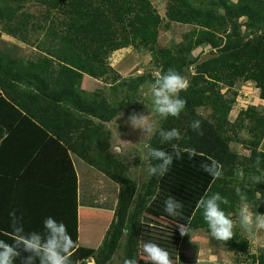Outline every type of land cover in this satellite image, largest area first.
I'll list each match as a JSON object with an SVG mask.
<instances>
[{
  "label": "trees",
  "instance_id": "1",
  "mask_svg": "<svg viewBox=\"0 0 264 264\" xmlns=\"http://www.w3.org/2000/svg\"><path fill=\"white\" fill-rule=\"evenodd\" d=\"M189 1L168 0L161 18L149 0H0V34L26 44L31 43L32 32L40 35L35 44L37 60L0 55V175L15 180L13 187L0 184V192H5L0 195V239L12 242L10 214L15 212L25 232L43 231L45 218L51 216L65 223L73 240L78 241V186L69 153L105 173L111 182L121 184L115 215L118 219L109 239L105 240V252L78 243L71 258L72 264H82L89 258H93L94 264L110 260L125 229L124 216L134 197L133 186L124 176L125 167L110 156V133L104 126L123 105L111 106L100 98L99 92L83 91L81 78L85 75L101 80L108 76L112 94L126 83L132 84L136 91L145 77L117 82L118 76L109 66L108 57L118 49L135 46L146 49L156 60L153 46L158 32L167 30L172 23L192 24L202 30H211L216 22L222 26L232 22L234 26L228 33L224 29L226 34L222 38L206 30L196 36V44L207 43L218 48L217 57L201 63L198 75L180 93L187 100V106L179 118H167L166 128L169 124L180 127L181 139L162 144L158 131L151 137L148 146L172 153L173 163L167 172L158 176L156 184L153 180L149 183L148 193L152 198L138 228L127 227L124 259L133 258L138 244L143 257L151 262L142 252L143 243L151 241L165 248L177 264L182 260L180 246L192 232L200 229L211 234L202 210L197 207L206 195L219 193L228 200V204L221 205L224 211H237L240 196L233 186L239 177L237 173L258 176L264 168V147L259 150L264 133L258 137L264 122L259 118L249 120L247 128L252 139L247 144V156L230 150L232 141L244 144L231 134L239 120L230 123L227 118L235 94L231 101L223 100L219 91L214 90L215 84L204 77L208 75L214 83H223L229 88L239 80L251 81L264 99V0L205 2L221 9L222 16L197 11ZM31 2L43 8L40 15L33 16L23 10ZM195 17L200 21L194 20ZM240 18L246 20L243 33L238 25ZM160 53L159 70H180V58L184 60V57L165 49ZM205 107L211 109L210 115H198L197 109ZM194 119L202 121V136L189 127ZM173 144L181 149L179 157ZM257 157L261 159L259 170L254 163ZM156 163L152 159V164ZM216 172L221 174L217 176ZM51 189L68 196L63 207H57L55 214L31 208L32 203L40 207L42 196L43 199L50 196ZM245 191L242 189V194L246 195ZM255 193L246 195L252 205L255 204L252 199L258 202ZM169 198L180 205L176 214L165 211V201ZM104 205L102 208L108 209ZM91 207L100 206L93 203ZM181 224L186 226L188 235L181 234ZM20 251L21 257L14 264H24L23 258L30 255L22 248ZM256 261L264 264L263 253H258ZM35 264H39L38 258Z\"/></svg>",
  "mask_w": 264,
  "mask_h": 264
},
{
  "label": "rangeland",
  "instance_id": "2",
  "mask_svg": "<svg viewBox=\"0 0 264 264\" xmlns=\"http://www.w3.org/2000/svg\"><path fill=\"white\" fill-rule=\"evenodd\" d=\"M149 1L158 15L161 18H164L168 0ZM206 1L208 0H190L189 4L197 11L212 12L215 16L223 15L221 9L213 8L209 3H205ZM230 1L236 2L237 0ZM23 10L33 16L40 15L43 12V8L33 2L26 4ZM196 18L197 17H195L194 20H199ZM245 21V18H240L238 20V25H241V33L245 30L243 26ZM233 26L234 23L232 22H227L226 26H222L216 22L211 30H204L211 33L214 32L218 37L222 38ZM202 29L203 28L201 27L187 23H172L167 30L160 29L155 45L153 46L156 60L152 58L149 51L146 49L135 48V46H128L114 51L108 57L107 62L115 74H117L119 79L117 82H120L121 80H130L141 75L145 77L146 80L138 86L136 91L132 89V84L126 83L125 86L119 88L115 94H112L108 88L110 83V80L107 78L108 76L104 77L106 79L101 80L93 79L85 75L81 78L80 88L83 91L99 92L100 98L107 100L111 106L121 104L118 107L120 108L123 105V109L118 111L115 117L111 121L106 122L104 126L110 133L108 148L110 156L122 163L125 167L124 176L130 180L133 186L134 197L126 212V216H124L125 229L121 233L122 237L120 238L118 247L112 253L110 260L105 264H124V246L128 233L127 227L136 225V228H138L141 217L146 211V206L152 198L148 193L149 183L153 180L152 182L156 184L158 178V176L148 175L147 169L153 164L151 157L145 152V148L148 147L154 133L145 136L142 129L133 128L130 123H127V121L134 113L150 115L149 121L154 122L157 129H161L162 127L164 130H170L173 128V125L170 124L166 128L168 117L162 118L152 110V97L150 94L151 79L153 78V73L159 70L157 63H160V51H163L164 49L170 50L173 53L175 52L176 55L184 57V60L180 58L181 66H179V72L188 80V82H190L194 76H197L199 65L201 64V58L207 55H217L218 53V48H212L207 43L196 44V36L205 32ZM224 29H226V33ZM38 38H40V35L32 32L31 43L26 44L16 38L1 33L0 55L9 56L13 59L35 61L39 57L38 51L35 47ZM204 79L215 84L214 90L219 91L223 100L231 101L235 94L227 118L230 123H235L239 120L231 134L235 138L242 139L244 144L242 145L232 141L229 143V146L230 150L238 155L247 156L249 154L247 144H250V140L252 139V137L249 136L250 133L247 128L248 123L251 120L258 118L262 119L264 122V99H261L259 96L260 90L257 89L255 84L251 81L239 80L229 88L223 83H214L211 78H208V75H205ZM127 96L128 98L125 99ZM197 113L202 117H207L210 115L211 109L209 107H205L204 109L200 108L197 109ZM177 129L180 130V127H177ZM260 129L258 137L262 135V132L264 133V129ZM181 132L182 131H180V133ZM263 138L260 142L259 150H262L264 147ZM111 144L122 145V153L117 154L111 152ZM87 169L90 168L87 167ZM95 173L98 175V178L96 179V188L101 189L102 191V197L99 198V200L105 202L108 209L105 211L91 210L90 212H87L86 222H81L79 231L82 246L88 248L95 247V240L101 242L106 235L102 244L99 246V248L103 249V252H105L107 246V241L105 240L109 239L114 228L112 227L113 223L114 221L116 223L118 219V216L115 215L121 184L111 182L108 178L109 176L105 173H102L101 175L98 172ZM260 175H264V168L263 171L259 172L258 176ZM232 183L233 182L230 184ZM233 186H236L241 190L245 189V194L248 196L256 191L255 198L258 199V202L252 199L255 204H249L252 206L253 211L260 212L259 209L263 207V211L260 213H264V183L253 182L246 173L243 175V178L238 177L236 182L233 183ZM110 205L115 213H113V215H111L110 212H107L109 211ZM239 205L240 202L237 205V211ZM237 211L229 214L235 218ZM81 214L83 216L82 212ZM111 219L113 223L111 222L112 224L109 226ZM85 233L90 240H87V242L83 244ZM137 245L132 256L138 260V264H152V262L147 261L143 257L141 254V248L139 249ZM260 252L264 255V231H260L254 237L248 238L246 233L237 227L235 229V236L227 242H222L215 237H212L211 234L198 229L192 232L188 239L181 244L180 253L182 260H179L177 264H257L256 258ZM82 264H86V262Z\"/></svg>",
  "mask_w": 264,
  "mask_h": 264
},
{
  "label": "clouds",
  "instance_id": "3",
  "mask_svg": "<svg viewBox=\"0 0 264 264\" xmlns=\"http://www.w3.org/2000/svg\"><path fill=\"white\" fill-rule=\"evenodd\" d=\"M188 87V80L174 68H168L167 71H155L150 86L152 110L162 118L169 116L179 118L187 106V100L182 98L180 93L187 90ZM149 116L134 113L129 117L127 123H130L133 128L142 129L145 136L158 131L162 144L181 139L179 129H157L156 124L149 121ZM189 127L199 136L204 134L200 119L192 120ZM172 147L175 150V155L179 157L181 149L175 144ZM110 151L120 154L123 151V146L111 144ZM145 152L153 160L158 161L148 167L149 176H162L173 163V154L170 152L150 146L145 148ZM254 163L259 170L261 159L257 157ZM215 174L219 176L221 173L216 172ZM237 175L243 178L244 174L240 171ZM250 178L255 183H264V175H252ZM237 194L240 196V205L235 218L221 207V205L228 204V200L219 193L206 195L197 204V207L202 210L211 236L222 242L231 240L235 236L237 227L242 229L248 238L264 231V213L252 210L247 196L242 194L241 189L237 188ZM179 207L180 205L171 198L165 201V211L169 214H176ZM10 215L13 217L11 228L14 237L11 243L0 239V264H14L15 259L21 257V248L30 253L29 256L23 258L24 264H35L37 258L39 264H72L73 249L78 246V241L73 240L65 223L49 216L43 222V231L25 232L23 226L17 222L15 212ZM179 228L182 235H188L184 224L179 225ZM142 252L147 255L152 264H174L170 253L157 243L144 242ZM124 264H138V260L135 257L127 258Z\"/></svg>",
  "mask_w": 264,
  "mask_h": 264
},
{
  "label": "crops",
  "instance_id": "4",
  "mask_svg": "<svg viewBox=\"0 0 264 264\" xmlns=\"http://www.w3.org/2000/svg\"><path fill=\"white\" fill-rule=\"evenodd\" d=\"M39 147H41V146H38V148ZM68 155H69V158H70L71 162L73 163V166L76 170L77 186H78V189H77L78 243H79V245L82 246L79 228H80V224L82 221L84 223L86 222V219H87L86 213L90 212L91 210H99V211L100 210L101 211L107 210V209L102 208V205H104L106 203L103 202L102 200H99V198L102 197V191H101V189L96 188V179L98 178V175L95 172L100 173V175L102 173L100 171H98L97 169H95V168L93 169V168L87 166L86 164H84L83 162L75 159V157L72 154L68 153ZM87 167H89L90 169H87ZM0 184L3 186L13 187L15 185V180L10 178V177H4V176L0 175ZM50 192H51L50 196H48L46 198L44 197V199L42 196V202H41L40 207L35 206L32 203L31 208H34V209L38 210L39 212H44L46 214L47 213L55 214L54 212H56L57 207H59V209L61 207H63L64 202H65L64 199L68 198V196L67 195L65 196L64 193L60 192L57 189H51ZM4 193L5 192H0V195H4ZM6 193L8 194V192H6ZM13 195H15V194H13ZM92 196H95L94 200H92ZM51 198H53V199H51ZM93 203L96 204V206H97V204H99L100 207H91ZM106 206H107V204H106ZM81 212L83 213V216H82ZM107 212H110L111 215H113L114 210L112 209L111 205L109 207V211H107ZM80 215H81V217H80ZM111 222H112V219L109 223V226L113 223V222L112 223ZM114 223H115V221H114ZM105 236L103 237L101 242L100 241L98 242V240L97 241L95 240L96 244H95V247H93V249H95L96 251L98 249H100L99 246L102 244ZM121 237H122V235H121ZM83 238L85 239L83 241V244L85 242H87V240H90L89 237H87L86 233L84 234ZM85 262H86V264H94L93 258H89ZM79 264H81V263H79Z\"/></svg>",
  "mask_w": 264,
  "mask_h": 264
},
{
  "label": "water",
  "instance_id": "5",
  "mask_svg": "<svg viewBox=\"0 0 264 264\" xmlns=\"http://www.w3.org/2000/svg\"><path fill=\"white\" fill-rule=\"evenodd\" d=\"M217 55L216 54H213V55H207V56H203L200 60L201 63L209 60V59H212V58H215Z\"/></svg>",
  "mask_w": 264,
  "mask_h": 264
}]
</instances>
